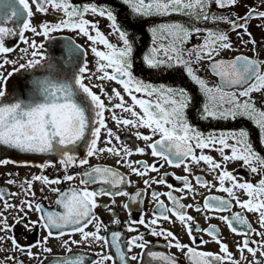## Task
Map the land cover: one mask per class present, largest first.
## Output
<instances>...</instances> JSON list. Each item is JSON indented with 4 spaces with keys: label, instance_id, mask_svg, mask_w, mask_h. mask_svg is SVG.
I'll return each mask as SVG.
<instances>
[{
    "label": "snow or ice",
    "instance_id": "1",
    "mask_svg": "<svg viewBox=\"0 0 264 264\" xmlns=\"http://www.w3.org/2000/svg\"><path fill=\"white\" fill-rule=\"evenodd\" d=\"M16 4H9L5 11L0 13V54H7L15 49L6 46V39L19 36V39L31 49L30 59L19 67H13L8 76L19 72L21 69H35L47 58L41 53L43 45H38L33 39L29 41L25 37L26 31H31L36 36H44L51 39V33L63 30H71L78 36H83L91 42V52L97 58L96 72L89 73L87 63L79 64L81 53L79 45L68 41L64 45L65 63L74 69L66 76L55 78L53 75L35 76L30 81L29 98L27 100L14 97L9 102H4L6 87H0V146L28 153H55L59 157V164L65 169V175L60 178L50 179L47 175H32L31 179H8L9 185H17L19 192H8L0 188V264H24L23 256L29 260L38 258V253L33 249L38 248L43 252L51 253L47 247L52 238L61 239V247L65 250L63 257H57L51 264H89L85 256L78 251L74 252L72 245L77 247L82 242H102L103 245L115 249L113 253L97 254L99 259L90 264H128L129 261H140L144 264V257L155 264H178V258L171 254H162L149 250V241L143 234L132 236L126 241L122 240L120 231H113L108 236H101L103 228L107 226L96 215L97 207H109L97 203L98 196L128 197L131 202H138L144 192L152 188L154 184L165 185L169 191L151 192L152 200L156 203L153 210V218L145 221L143 216L139 220L130 221L128 231L136 232L133 224L145 226L153 237H164L169 247H175L185 255L189 264H264V178L257 184L250 182H238L237 177L226 169L229 161H243L252 173H260L264 170V156L254 150L250 141V131L243 128L218 135L209 133L205 136L194 127L186 115L187 110L197 104V100L184 87L153 85L138 79L133 73V55L135 37L118 23L117 15L109 6H97L95 3L75 5L71 0H16ZM129 6L131 12L138 18L154 16H170L173 14L185 17L184 21H170L160 23L149 28L153 37V46L143 56V61L148 68L161 73L178 71L198 86V92L202 96L199 103L201 120H236L247 119L258 130L261 142L264 143V59L259 56L260 44L264 39L257 41L250 31V23L253 19L262 23L257 27L264 28V2L259 5L246 6L244 15L232 13L230 16H217L209 11L210 4H215L220 10L235 8L240 0H122ZM33 5L35 12H33ZM59 13L62 18L56 22H42L33 26L32 18L36 13L47 14L49 11ZM92 14L105 18L109 22V33L105 34L99 28L98 21H90L87 15ZM24 15L22 27H9V21ZM205 24L211 22L213 27H200L199 22ZM223 22L231 32H234L239 43L248 47L254 55L240 54L232 58H221L224 53L234 48L230 32L215 27ZM39 29V30H38ZM94 33V34H93ZM116 35L120 44L110 42L108 35ZM247 37V39H245ZM199 43H193V40ZM97 45H103L105 50H100ZM189 45H191L189 47ZM28 53V49L21 50ZM207 62L211 71L219 77L220 83L209 86L207 81L199 75L200 66ZM15 65L17 61L8 59L0 60V69L7 64ZM47 68L55 72V66L49 62ZM88 74V75H86ZM95 78L98 81H112L122 86L123 92L131 99V104L125 101L121 91L115 88L106 90L103 84L88 85L84 81ZM0 79L7 81V77L0 72ZM29 88L26 83L18 91ZM98 88L100 93L107 96L109 103L101 98V94L93 91ZM236 89V90H233ZM133 92L140 94H133ZM259 94V100L254 94ZM119 102L113 103V99ZM139 109V111L137 110ZM119 110V113L117 112ZM110 113L111 119L117 128L137 129L134 133L136 139L143 140L145 147L133 144L131 147L121 143L118 148L113 140L120 142L121 136L106 123L105 113ZM127 113L128 115H123ZM148 129L144 134L138 129ZM106 132L105 144L107 147H98L101 131ZM158 137V138H156ZM231 141V143L229 142ZM86 146V158H79L76 154L77 146L81 143ZM217 145H219L217 147ZM146 149L154 159L152 164L145 160L133 161L131 156L144 155ZM200 154H196V150ZM204 149L217 151L221 157L219 161L210 155L204 154ZM229 150V152H226ZM109 153L120 157L116 161L118 165L126 166L131 174L144 177L142 190L130 194L122 186L130 185L132 181L117 168L107 165L89 166L83 172L67 174L72 166L89 165L90 157H97L103 153ZM203 162L217 184L204 179L202 176L193 175L192 164ZM15 163L14 161L0 159V165ZM174 167H183L186 175L175 176L182 182V187H175L166 179L168 173L150 176V173H159L164 164ZM18 166H29L18 165ZM48 164H41L43 170ZM10 177L19 174H8ZM195 181V185L207 188L211 191L216 188L227 194V198L217 195L204 197L203 206L195 202L198 194L189 177ZM79 178V187H72L62 192L53 185L64 181H73ZM40 182L57 193L56 204L63 211H46L43 203L35 202L36 192L34 185ZM230 182V186H225ZM26 185V187H25ZM91 185H96L90 189ZM235 190H240L247 197L240 199ZM43 191V188H41ZM174 192L191 194L195 204L184 205L181 201L185 196H176ZM22 196L19 204L11 203L12 197ZM166 196L171 202V207L165 205L160 199ZM241 209L240 212H232L233 203ZM125 209L129 204H124ZM197 212L205 214V220L219 219L225 222L231 233L241 235L242 240L235 244L236 253L230 251L227 243L221 239V233L216 225L209 224L201 228L195 222L193 216L187 213V209L193 208ZM12 216L9 224L8 216ZM30 212L38 214L36 220L29 216ZM224 213L229 215L209 216L207 213ZM254 213L258 216L259 229H253L244 213ZM171 213V216L169 215ZM115 216V213H113ZM175 217V220L172 219ZM160 219L175 223L179 221L183 225L192 244L197 237L193 231L203 232L219 246V253L199 250L201 245L209 243L200 237V244L195 247L183 244L171 231L163 228L157 229ZM114 224H121L118 217ZM19 225L27 233L38 228H43L46 235L37 239L35 243L22 245L16 238L15 228ZM89 225L94 231H87ZM236 225H239L238 228ZM79 234L78 241L72 237ZM65 235L69 239H62ZM255 235L259 240L252 239ZM10 242V247L3 245ZM125 248L127 251H125ZM133 248L141 249L138 255H128ZM245 252L248 255H245ZM7 253V255H4ZM17 254H20L18 257ZM249 256L251 259H249ZM119 258L118 260L116 258ZM45 259H48L47 257ZM43 264V261L41 262Z\"/></svg>",
    "mask_w": 264,
    "mask_h": 264
},
{
    "label": "flooded vegetation",
    "instance_id": "2",
    "mask_svg": "<svg viewBox=\"0 0 264 264\" xmlns=\"http://www.w3.org/2000/svg\"><path fill=\"white\" fill-rule=\"evenodd\" d=\"M71 2L75 5H83L86 3H95L97 6H109L112 8L114 13L117 15L118 23L121 24L123 28L129 30L132 36L135 37L134 43V55H133V73L134 75L143 80L146 83H152L153 85H160L163 84L165 86H172V87H184L188 92L196 98L197 104L190 107L186 115L189 119V122L196 127L200 132H202L205 136L209 133L219 134L221 132H228L232 130H239L241 128L250 131V141L253 144L254 150L259 153L261 156H264V143L261 142V139L258 135V130L255 125L248 121L247 119H236V120H201L200 116L198 115L199 112V103L202 100L201 94L198 92V86H196L190 79L184 76L182 73L178 71L173 72H159L157 70H153L147 67L145 62L143 61V56L147 54L148 50L153 46V37L149 28L160 23H166L170 21H184L185 17L177 14H173L170 16H154V17H147V18H138L136 17L130 10V7L123 4L122 0H71ZM264 0H240V3L237 7L220 10L215 6V4H210L209 11L211 14L217 16H230L232 13H239L240 15H244L246 12V6H253L259 5ZM16 4V7L23 11L20 8V5L16 3V0H0V13L6 10L9 4ZM31 3V0H29ZM33 12H35V6L33 5ZM26 16L21 15L14 18L12 21H9L8 26L16 28L17 31L20 27H22L24 19ZM62 18L59 13L52 12L51 10L47 13H36L31 20L33 26H38L40 23L48 21V22H56L58 19ZM87 19L90 21H98L99 28L105 34L109 33V22L105 18H101L99 16H94L92 14H88ZM262 22L257 19H253L250 23V31L253 33L255 38L258 42L264 39V28L257 27V25L261 24ZM200 27H213L211 22L205 24L203 21L199 22ZM216 28L221 30H228L231 35V39L234 44V48L232 51L226 52L223 54L221 58H232L235 55H248L252 57L254 55L253 51L251 50L252 46L249 45L248 47L242 46L236 38L234 32H231L228 29L227 25L223 22H220L215 25ZM39 30V29H38ZM94 34V33H93ZM51 39H48L44 36H36L31 31L25 32V37L31 41L35 40L38 45L42 44L43 48L40 49L41 53L47 58L46 60L42 61L40 66H37L35 69H21L19 72L13 73L12 76H8V73L12 71L13 67H19V64L25 63L27 59H30V52L31 49L28 48L27 44H24L20 39L19 36L9 37L6 39V46L9 48L15 49L14 51L7 53V54H0V60L8 59L10 61H17L15 65L9 63L5 65L0 72L3 73L4 77H7V81L0 79V87H6V96L3 98L4 102L11 101L14 97H19L20 99L24 96V93L27 92L29 95L30 89V81L31 78L35 75L46 74L50 73L54 76H66L71 74L74 69L69 67L66 63V56L64 55V45L68 41L74 42L76 45L80 46L81 53L78 58V63L83 64L87 63V67L89 69V73L96 72V61L97 58L91 52L90 44L91 42L87 41V39L83 36H78L75 32L71 30H63L57 31L50 34ZM108 38L111 43L113 44H120V41L116 35H108ZM247 39V37H245ZM193 43H199V40H193ZM191 45H189L190 47ZM100 50H105L103 45H97ZM28 49V53H24L21 50ZM259 56L261 59H264V43L260 44L259 48ZM51 62L54 66L56 71L52 72L47 68V64ZM86 74V75H88ZM199 75L207 81L209 86H215L220 83L219 77H217L211 69L208 67L207 62L200 66ZM88 85L92 84H103L106 90H110L112 88L118 89L121 91V94L124 95L125 101L128 104H131L130 97L123 92L122 86L112 82V81H98L95 78L92 80H85L84 81ZM26 83L29 84V88H26L23 93L19 92L18 89L23 87ZM236 90V89H233ZM94 92L97 94H101L98 88H93ZM133 94L137 95L138 97L140 94L133 92ZM256 99L259 100V94H254ZM101 98L105 100V103L108 104L107 96L101 94ZM113 103L119 102L115 98L112 101ZM139 111V109L137 108ZM119 113V110H117ZM123 115L127 116V113ZM106 123L109 127H111L114 131H117L118 134L121 136V141L117 142L113 140V144H115L118 148L121 146V143L131 147L135 144L138 147H145L146 143L143 140L136 139L134 133L137 129H124L123 127L117 128L115 122L111 119L110 113H105ZM138 131L148 134V129H138ZM158 138V137H156ZM106 140V132L104 130L101 131L100 141L98 143V147H107L110 145L105 144ZM231 143V141H229ZM219 145H217L218 147ZM204 154L212 156L214 159L219 161L221 159L219 153L217 151L211 149H204ZM229 152V150H226ZM77 156L81 159L86 158V146L82 142L80 145L77 146ZM196 154H200V150H196ZM0 159L14 161L15 163H8L7 165H0V188H5L8 192H19L20 188L17 185H9L6 181L10 178L17 179V180H24L25 178L31 179L32 175H40L41 173L47 175L50 179L60 177L62 178L66 173L65 169L62 165L59 164V157L55 153H28V152H21L19 150L11 149L6 146H0ZM89 165L84 166H72L69 167L67 170V174H75L78 172H83L89 166H94L97 164L100 165H107L111 167L117 168L120 172L125 174L132 183L130 185L122 186L125 190H127L130 194H134L137 190H142L145 188L143 184L144 177H139L134 174H131L130 169L126 166L118 165L116 161L120 159V157L113 156L107 152L97 156V157H90ZM154 159L151 154L150 150L146 149V153L144 155L140 154H133L131 156V160L138 161V160H145L149 164L154 162ZM29 165V166H18V165ZM41 164H48L49 166L44 168L43 170L39 167ZM192 173L193 175L202 176L204 179L211 181L214 184L218 185V182L214 180L212 174L209 173L207 166L201 162V164H192ZM226 169L232 172L236 177L238 182H250L252 184H257L261 178H264V170H261L260 173H252L249 169L244 166L243 161H229L226 164ZM18 173L19 175H13L10 177L8 174ZM163 173H168L167 180L169 183H172L175 187L179 188L182 187V182L175 179V176H184L186 173L184 172L183 167H174L169 166L168 164H164V167L160 170L159 173H150V176H157L163 175ZM190 181L194 184L197 189V195L195 196V202H198L201 207L203 206L204 197L209 195H217L222 198H227V194L221 191H217L216 188H213L209 191L207 188L201 187L199 185H195V181L192 180V177H189ZM79 178L73 181H64L60 184L53 185V187L59 188L62 192L68 191L72 187H79ZM225 186H230V182H226ZM26 187V185H25ZM96 185H91L90 189L96 188ZM43 188V191H41ZM34 190L36 192V200L35 202L43 203L45 206L46 211H63L61 206L56 204V200L58 199L57 193H54L49 190L48 187L42 185L40 182H36L34 185ZM155 190L157 192H167L169 189L165 185H156L154 184L152 188L148 189L143 195L138 198V202H131L128 197L124 196H117L115 197V204H112V197L109 196H98L97 203L100 205H108L109 207H97L94 209L96 215L103 221V224L107 226V231L103 228L101 229L100 235L101 236H108L109 240H111V236L109 235L113 231H120L122 233V240L126 243L128 239H130L134 235L143 234L145 239L148 240L149 243V250L155 251L162 254H171L175 255L178 258V264H189L188 260L185 258V255L180 252L175 247H169L168 241L164 237H153L149 234L148 229L145 226H141L138 224H133L132 226L137 228L136 232L128 231L127 227L130 221H136L143 216L146 223L150 219L153 218V210L156 208V203L152 200L151 192ZM236 195L240 197V199H246L247 197L244 193L240 190H235ZM176 196H185V198L181 201L184 205L188 204H195L193 199L191 198V194L188 193H181V192H174ZM22 196L12 197L10 202L19 204ZM161 200L164 201L165 205L171 207V202L167 199L166 196H161ZM129 204V208L125 209L123 207L124 204ZM233 208L232 212H240L241 209L235 206V201H232ZM2 202H0V208H2ZM115 213V216L113 215ZM187 213L194 217L195 222H197L201 228L208 227L209 224L216 225L221 233V239L223 242L227 243L229 246L230 251L235 253L237 256L239 253H236L235 244L237 241L243 239L241 235H236L230 232L227 224L219 219H210L208 221L205 220V214L202 212H197L193 208L187 209ZM8 216V222L11 224L12 216L9 213H5ZM171 216V213H169ZM209 216L214 215H229V213H207ZM247 220L251 223L253 229H259L258 225V216L254 213H244ZM29 216L32 220H36L38 218V214L35 212H30ZM118 217L121 221V224L117 225L113 223V220ZM175 220V217H172ZM238 228L239 225H236ZM157 229L160 228L171 230L176 237L183 243L188 244L190 246L195 247L196 245L200 244V237H203L204 240L209 241V243L205 245H201L199 250L202 251H210L213 253H219L220 249L219 246L211 241V238L204 234L203 232L193 231V235L197 237L196 243L192 244L189 236L187 235L183 225L176 221L175 223H171L168 221H164L160 219L157 224ZM87 231H94V227L89 225L86 229ZM10 233H0V235H8ZM15 235L17 240L22 244H32L35 243L37 239H42L46 232L43 228H38L33 230L32 232L27 233V239L24 238L25 233L24 229L19 225L15 228ZM73 239L80 240L81 237L79 234H76L72 237ZM252 239L259 240L260 237L253 235ZM62 239H69L68 235H65ZM5 248L10 247V242H7L3 245ZM47 247L52 249L51 253L43 252L38 248H34L33 252L38 253V258L29 260L27 256L20 257V254H17L18 257L23 258L24 264H51L52 260L57 257H63L65 255V250L61 247V239L52 238L49 240ZM74 252H79L81 255L85 256L86 261L90 262L93 260L99 259L97 254H104V253H113L115 249H112L108 246L103 245L102 242H82L77 247L76 245H72ZM125 251L127 249L125 248ZM141 253V249L133 248L128 255H138ZM7 255V253H4ZM245 255H248L245 252ZM48 259H45V258ZM119 259L118 257L116 258ZM249 259L251 257L249 256ZM111 264V262H109ZM128 264H140V261H129ZM144 264H150L149 258L144 257ZM151 264H155V262H151Z\"/></svg>",
    "mask_w": 264,
    "mask_h": 264
},
{
    "label": "water",
    "instance_id": "3",
    "mask_svg": "<svg viewBox=\"0 0 264 264\" xmlns=\"http://www.w3.org/2000/svg\"><path fill=\"white\" fill-rule=\"evenodd\" d=\"M47 75H52V74H50V73H46V74H40V75H35V76H47ZM35 76H33V77H35ZM54 76V75H53ZM32 77V78H33ZM55 78H60V77H58V76H54ZM31 78V79H32ZM29 98V95H28V93L27 92H25L24 93V96L21 98V99H24V100H27Z\"/></svg>",
    "mask_w": 264,
    "mask_h": 264
}]
</instances>
